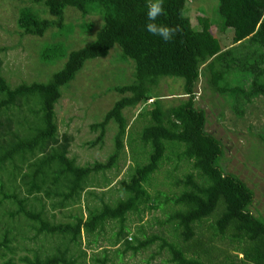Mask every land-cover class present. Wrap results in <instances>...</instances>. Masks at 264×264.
<instances>
[{
    "label": "trees",
    "instance_id": "16d2710c",
    "mask_svg": "<svg viewBox=\"0 0 264 264\" xmlns=\"http://www.w3.org/2000/svg\"><path fill=\"white\" fill-rule=\"evenodd\" d=\"M33 1L52 17L42 18L31 7L21 8L17 25L24 34L40 37L50 28L62 27L67 6L82 15L98 12L103 24L87 46L64 54L51 45L42 52V59L52 53V60L65 58L47 82H23L13 87L0 75V175L15 180L20 166H27L20 176L21 185L12 183L14 188L3 192L0 199V214L9 217L7 227L0 226V264H14L5 252H11V220L15 216L23 217L36 235L60 239L54 255L42 260L35 257L34 262L24 260L27 264H77L69 245H77L82 232L95 235L111 222L120 226L118 242L127 215L139 213L151 202L146 186L152 176L165 159L172 158L191 167V172L178 181L182 190L170 199L176 207L168 217L173 224L172 239L156 236L136 246L125 240V251L136 253L158 240L171 264H233L220 258L229 257V251L239 254L234 255L239 264H264V218L250 210L253 192L237 176L223 171L219 164L222 146L206 131L205 112L194 103V90L202 73L209 74L208 86L226 95L236 114L241 115L242 106L252 98L264 95V0H218L220 32H232L231 46L226 50L211 32L207 17L198 19L199 27L192 25L184 12L187 0H165L164 14L157 18V23L179 29L170 42L144 30L148 0ZM115 44L125 59L133 61L134 80L114 88L121 97L100 122L91 124L99 131L97 140L110 121L116 124L114 151L105 162L78 166L68 157V137H58L55 105L61 87L75 77L84 62L105 57ZM236 76L247 79L248 84L243 85ZM162 78H181L186 99L166 110L156 101L149 111L150 122L139 132V140L149 147V153L128 180L120 181L125 197L114 205L103 204L72 223H50L43 215V204L35 208L29 196L39 202L36 195L42 193L57 208L79 199L92 175L110 170L116 163L127 129L124 109L140 107ZM23 109L29 116L21 112ZM9 203L14 205L13 211H7ZM95 260L106 262V258Z\"/></svg>",
    "mask_w": 264,
    "mask_h": 264
},
{
    "label": "rangeland",
    "instance_id": "374dc122",
    "mask_svg": "<svg viewBox=\"0 0 264 264\" xmlns=\"http://www.w3.org/2000/svg\"><path fill=\"white\" fill-rule=\"evenodd\" d=\"M23 7H31L42 18L52 17L44 6L33 0H0V75L13 87L23 82H47L63 66L65 58L52 60V53L42 59V52L51 45H56L59 52L64 54L87 46L103 24L98 12L82 15L77 9L67 6L62 27L50 28L40 37L28 35L17 25L19 10ZM184 9L195 27H199L200 17L208 18L210 30L219 38L223 50L231 46V30L220 32L222 18L218 13V0H187ZM133 69V61L125 59L120 47L115 44L105 57L86 60L75 77L61 87V97L55 105V122L58 137L66 135L69 139L68 157L76 165L105 162L114 151L116 124L110 121L99 140V131L91 124L100 122L112 104L121 97L114 88L133 82ZM206 78H209V74L202 73L194 90V103L205 112L206 131L222 146L219 164L224 172L237 176L252 190L254 200L250 210L264 218V95L252 98L242 106L241 115L236 114L226 95L213 91ZM238 78L236 76L243 85L248 84L247 79ZM182 84L181 78H162L148 92L150 98L143 101L140 107L124 109L127 129L118 159L110 170L90 177L79 199L66 207L57 208L41 193L36 195L39 202L29 196L31 204L35 208L43 204L44 217L50 223L57 224L72 223L76 218H85L89 211L97 210L103 204L114 205L123 199L125 195L120 190V181L128 180L134 167L143 164L149 153V147L143 146L139 140V132L150 122L149 111L156 101L164 110L184 101L186 97L182 94ZM24 111L26 109L21 112L29 116V112ZM26 168L25 164L20 166L15 180L8 175H0V199L3 192H10L14 188L12 183L21 185L20 176ZM189 172V163L177 162L174 158L172 161L165 159L146 186L152 197L151 202L142 207L139 213L127 215L120 240L116 241V232L120 227L118 223H107L95 235L86 236L82 232L78 244L69 245L76 263L99 264L96 257L99 260L106 258L105 264H171L158 240L136 253L125 251L124 241L128 240L136 246L140 241L156 236L172 239L173 224L168 217L176 207L170 199L180 193L183 186L178 181L183 180ZM6 209L13 211L14 205L9 203ZM8 218L0 214L1 227H7ZM26 223L19 216L11 220V252L5 254L14 264H27L24 260L34 262L35 257L42 260L52 256L60 245L59 237L36 235L33 227ZM229 252V257H220L222 262L239 264V254Z\"/></svg>",
    "mask_w": 264,
    "mask_h": 264
},
{
    "label": "clouds",
    "instance_id": "9594fccd",
    "mask_svg": "<svg viewBox=\"0 0 264 264\" xmlns=\"http://www.w3.org/2000/svg\"><path fill=\"white\" fill-rule=\"evenodd\" d=\"M164 3L165 0H148L144 30L152 36H158L164 42H170L176 36L179 29L156 22L157 18L164 14Z\"/></svg>",
    "mask_w": 264,
    "mask_h": 264
}]
</instances>
